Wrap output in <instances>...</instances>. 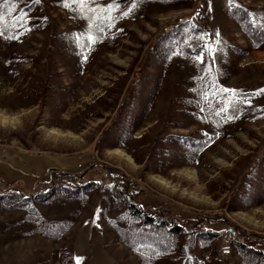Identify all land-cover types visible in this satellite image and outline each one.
I'll return each mask as SVG.
<instances>
[{
    "label": "rangeland",
    "instance_id": "obj_1",
    "mask_svg": "<svg viewBox=\"0 0 264 264\" xmlns=\"http://www.w3.org/2000/svg\"><path fill=\"white\" fill-rule=\"evenodd\" d=\"M0 17V264H264V0Z\"/></svg>",
    "mask_w": 264,
    "mask_h": 264
},
{
    "label": "trees",
    "instance_id": "obj_2",
    "mask_svg": "<svg viewBox=\"0 0 264 264\" xmlns=\"http://www.w3.org/2000/svg\"><path fill=\"white\" fill-rule=\"evenodd\" d=\"M28 8H26V12H27ZM29 10H30V8H29ZM238 20H239V23L242 25L243 30H245V32L248 34V36L250 38H253L254 39V38H260L261 37V35H262V27L260 26V24H258L256 22L255 19H252L251 16L248 13H243L242 15H239V19ZM57 175L59 177H62V178H67L69 181H73V179L75 178L74 176L69 175V174H65V173H62V174L61 173H58ZM10 185H17V186H19L20 183L19 182L18 183L12 182ZM37 185L38 184L36 182L34 184L33 191H35V190L38 189V186ZM155 216H157V215H155ZM155 216L154 215H151V214L150 215L147 214L146 218H149L150 217V218H158L159 219L158 216L157 217H155ZM162 218L159 219V220H162ZM162 223H164V221L163 222L162 221L160 222L161 225H162ZM254 252L255 253H259V254L261 253V252H258L256 250H254Z\"/></svg>",
    "mask_w": 264,
    "mask_h": 264
},
{
    "label": "snow or ice",
    "instance_id": "obj_3",
    "mask_svg": "<svg viewBox=\"0 0 264 264\" xmlns=\"http://www.w3.org/2000/svg\"><path fill=\"white\" fill-rule=\"evenodd\" d=\"M16 0H12V3H15ZM37 3H39V0H36ZM73 3H80V4H84V3H94V0H72ZM66 3H67V0H66ZM0 19H2V17H0ZM16 24L18 25V27H22L24 25V22H25V17L24 16H21L19 19H17L16 21ZM30 30V29H29ZM0 35H3L2 32H0ZM204 47L208 48L209 49V52L208 54L211 55V48L208 46V45H205ZM204 55L205 53L201 52V54H199L197 56V60L201 63L204 62ZM224 92H229V91H234V90H230V89H223ZM221 111H223V109H221ZM79 259V258H77Z\"/></svg>",
    "mask_w": 264,
    "mask_h": 264
},
{
    "label": "water",
    "instance_id": "obj_4",
    "mask_svg": "<svg viewBox=\"0 0 264 264\" xmlns=\"http://www.w3.org/2000/svg\"><path fill=\"white\" fill-rule=\"evenodd\" d=\"M52 171H55V169H51Z\"/></svg>",
    "mask_w": 264,
    "mask_h": 264
}]
</instances>
